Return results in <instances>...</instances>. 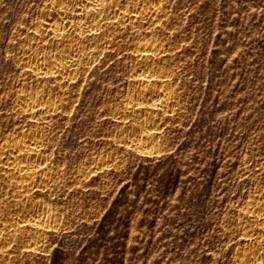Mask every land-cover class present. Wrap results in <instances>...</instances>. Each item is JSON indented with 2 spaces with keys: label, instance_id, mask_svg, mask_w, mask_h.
<instances>
[{
  "label": "rangeland",
  "instance_id": "1",
  "mask_svg": "<svg viewBox=\"0 0 264 264\" xmlns=\"http://www.w3.org/2000/svg\"><path fill=\"white\" fill-rule=\"evenodd\" d=\"M50 1L0 0V151L20 128L49 132L31 189L0 170V217L18 221L37 201L54 219L33 248L20 231L2 239L0 264H264V0H160L146 20L56 38L32 25ZM69 36L89 52L71 82L37 80L27 50ZM149 39L167 103L131 96ZM28 86L58 110L22 114L16 93ZM142 128L151 139L126 145Z\"/></svg>",
  "mask_w": 264,
  "mask_h": 264
},
{
  "label": "bare ground",
  "instance_id": "2",
  "mask_svg": "<svg viewBox=\"0 0 264 264\" xmlns=\"http://www.w3.org/2000/svg\"><path fill=\"white\" fill-rule=\"evenodd\" d=\"M106 6L108 5H106L105 0H51L49 7L41 9V16L38 15L39 17H35V23L33 20L32 25L35 27L34 31L42 33L47 32L51 36H54V38L65 35V33L69 34L72 30L75 34L78 33L79 35L82 33H90L91 37H93L102 26L106 24L105 21H107L108 18L111 19V17H114L116 19H125L131 22L136 20L142 21L143 19L146 20V18L148 19L151 18V16L158 15L161 11H159L161 8L160 0H133V6H131L133 8L130 10L126 9L127 11H118L117 8H115L117 10L113 8L114 11L110 12L107 10L108 8H106ZM58 40H60V38H58ZM67 40V42H57L56 48L53 50H40L39 52L32 49L33 47L29 49V45V47H27L29 50L26 52V65L24 66H27V68L35 74H33V76H36L37 80H42L48 75H51L52 78L58 80L59 84L61 81L64 83L65 79L70 80V78L74 76V66L76 63L85 61L89 52H87L88 48L86 44L85 46L82 42L72 41V36H69ZM90 42L91 41H89V43ZM159 48L160 47H158V44L154 42V40L152 41L149 39L142 41L138 47V52H140L141 55L140 59L138 57V61L134 63L135 65L133 66L135 69L134 72L138 71L137 73L140 75L139 82L142 85L136 90L137 92L131 94L132 98L138 99L141 96L147 95L154 100V105L167 103V101L171 99V95L168 92L169 89L167 90L166 88V83H168L166 82V79L168 78H166V71L160 70L158 79H154L155 76L153 77V74H151L150 71L153 67L151 61L152 56L160 50ZM155 55H158V53ZM158 82H160L161 85H156ZM16 100L18 104L17 109L20 108L23 112L20 113H26L30 118L39 115L46 118L49 113L56 111L58 108V103H56L54 99L48 98L44 92L40 93V90L38 91V89H32L31 86L20 87L16 93ZM144 131V128L139 129V134L137 133L138 136L127 139L126 145H140L146 140H149V138L151 139L150 136H152V134L148 132L145 133ZM47 132L42 129V127L29 129L20 128L19 136L17 138H14L10 142L1 146L0 170L5 172L6 175L8 174L12 177L16 183L15 185L21 191L29 190L34 186V181H31V176L39 166H42V162H44L43 151L41 152V148L44 144V137L48 135ZM16 213V215H19L20 217V219L18 218V221H10L11 219L8 220L7 218L0 217V248L4 245L2 244V239H7V237L16 234V231H20L23 234L22 236L25 235V240H28V243L26 242L27 246H32L33 248L43 240L40 230H42V226H47L54 220L53 215L42 203L37 201L27 203ZM27 224L36 227V230L26 232L25 230L27 228L25 229V227Z\"/></svg>",
  "mask_w": 264,
  "mask_h": 264
}]
</instances>
